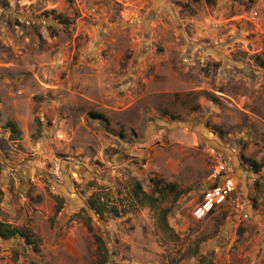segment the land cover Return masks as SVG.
<instances>
[{
	"label": "rangeland",
	"instance_id": "obj_1",
	"mask_svg": "<svg viewBox=\"0 0 264 264\" xmlns=\"http://www.w3.org/2000/svg\"><path fill=\"white\" fill-rule=\"evenodd\" d=\"M206 146L246 219L193 218ZM0 221V264H264V0H0Z\"/></svg>",
	"mask_w": 264,
	"mask_h": 264
},
{
	"label": "built area",
	"instance_id": "obj_2",
	"mask_svg": "<svg viewBox=\"0 0 264 264\" xmlns=\"http://www.w3.org/2000/svg\"><path fill=\"white\" fill-rule=\"evenodd\" d=\"M209 163L210 185L203 191L201 200L192 210V216L201 220L214 210L224 207L237 217L246 219L248 209L238 189L230 158L214 146L204 149Z\"/></svg>",
	"mask_w": 264,
	"mask_h": 264
},
{
	"label": "trees",
	"instance_id": "obj_3",
	"mask_svg": "<svg viewBox=\"0 0 264 264\" xmlns=\"http://www.w3.org/2000/svg\"><path fill=\"white\" fill-rule=\"evenodd\" d=\"M95 118L101 117V115L98 114H92ZM5 127H7L13 137L18 134V130L15 126V124L11 121H7L5 123ZM88 206L89 209L92 210L96 215L100 216L102 214V208L97 205L93 198L88 199ZM0 238L2 239H10V238H20L23 240V242L26 245H30L34 242L38 241L37 237H34V235L27 229V228H18L11 226L9 224L3 223L0 221ZM98 242V248H101V241L95 237ZM105 260L100 259L96 264H104Z\"/></svg>",
	"mask_w": 264,
	"mask_h": 264
},
{
	"label": "crops",
	"instance_id": "obj_4",
	"mask_svg": "<svg viewBox=\"0 0 264 264\" xmlns=\"http://www.w3.org/2000/svg\"><path fill=\"white\" fill-rule=\"evenodd\" d=\"M232 174H233V172H232ZM233 176H234V174H233Z\"/></svg>",
	"mask_w": 264,
	"mask_h": 264
}]
</instances>
